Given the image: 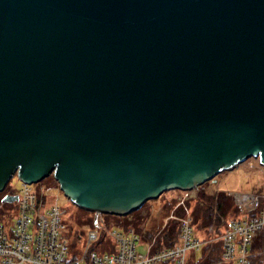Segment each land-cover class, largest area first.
Returning a JSON list of instances; mask_svg holds the SVG:
<instances>
[{
    "label": "water",
    "instance_id": "1",
    "mask_svg": "<svg viewBox=\"0 0 264 264\" xmlns=\"http://www.w3.org/2000/svg\"><path fill=\"white\" fill-rule=\"evenodd\" d=\"M250 157L264 166V0H0V192L51 174L125 215Z\"/></svg>",
    "mask_w": 264,
    "mask_h": 264
},
{
    "label": "built area",
    "instance_id": "2",
    "mask_svg": "<svg viewBox=\"0 0 264 264\" xmlns=\"http://www.w3.org/2000/svg\"><path fill=\"white\" fill-rule=\"evenodd\" d=\"M39 183L22 182L19 193H12L18 195L13 201L18 215L10 223L0 220V264H198L196 259L190 262L193 259L191 254L200 252L202 246L211 241L221 244L219 261L252 264L253 240L264 230V186H261L258 191L226 190L225 194L231 198V205L236 210L235 215L223 221L218 235L207 239L199 236L185 204L198 185L182 190L183 194L175 203V208L188 214L170 215L178 223L177 239L172 245L158 247L157 234L146 239L144 230H137L132 224L121 226L114 223L115 226L109 228L104 220L105 213L93 211L94 227L87 229L80 244L85 246L80 252L70 251L75 242L69 237L68 225L64 221L66 208L49 201V187H39ZM130 215L133 214L126 216L131 222L133 216ZM104 236L113 240L108 251L89 249Z\"/></svg>",
    "mask_w": 264,
    "mask_h": 264
},
{
    "label": "rangeland",
    "instance_id": "3",
    "mask_svg": "<svg viewBox=\"0 0 264 264\" xmlns=\"http://www.w3.org/2000/svg\"><path fill=\"white\" fill-rule=\"evenodd\" d=\"M39 187L41 186H48L47 194H48V200L57 202L58 204L62 205L64 208H66V215L64 218L65 223L69 226L71 225V231L69 230V237L72 240H75L76 236L74 233V230L78 231L81 230L83 233V236L85 235V232L87 229L93 226L91 225L92 222H94V212L84 208H76L77 205L73 204L60 190L57 181L53 178V176L50 174L49 176L45 177L43 180L40 181L38 184ZM261 186H264V166H262L257 158L250 157L246 159V161H242L235 167L227 170H223L219 172L213 179L203 182L199 185L198 188L193 190L192 196L186 199L185 204L188 208V213H190V216H192V209L196 205H202L204 202V198L202 197L206 195L207 197H212L216 195L218 192H224L226 190H240V191H258L261 189ZM22 187V181L14 174L8 183L5 186L6 193L10 191L11 193H19L20 189ZM4 191V190H3ZM2 191V192H3ZM0 192V198L1 194ZM183 194V191L179 189L174 190H168L162 193L160 196H158L155 199L148 200L144 202L136 211V215H130L133 216L131 219L132 221H136L139 225V227L142 229L143 232H145V235L151 232V236L154 237L157 233L160 232L165 226V224L170 220H175L174 218H170L171 214L176 215H182L183 212L185 214H188L185 210L182 211L179 208H175L176 204L178 202L179 196ZM230 198V197H229ZM231 201V198H230ZM236 210L231 205L227 213L221 218V223L219 225V230L221 231L223 227V223L225 220L231 216L235 215ZM128 214H132L128 213ZM18 215V208L16 204L10 203L5 204L3 206H0V220L6 223L12 222L16 216ZM127 215V214H125ZM119 215H113L105 213V222L109 228L114 227V221L113 219L117 218ZM139 217V220L136 219V217ZM168 217V219H167ZM89 218V220H87ZM192 218V217H191ZM87 220V221H86ZM138 220V221H137ZM87 222V223H84ZM224 221V222H223ZM200 233V232H199ZM66 234V233H65ZM81 234V235H82ZM201 234V233H200ZM67 235V234H66ZM214 234L213 236H215ZM218 235V234H217ZM82 236V237H83ZM149 238H152V237ZM210 236V237H213ZM82 237H80V240L75 242V247H70V251H77L79 252L82 250L81 247L85 246L81 244V241L83 240ZM113 243V240L107 236H104L99 242H94L92 245L89 246V249L96 250L98 252L101 251H108L109 245ZM81 248V249H80ZM137 249H139V246H137ZM261 262L259 264H264V252L261 253ZM199 255V252H196V256ZM25 264V263H21ZM258 264V263H257Z\"/></svg>",
    "mask_w": 264,
    "mask_h": 264
},
{
    "label": "trees",
    "instance_id": "4",
    "mask_svg": "<svg viewBox=\"0 0 264 264\" xmlns=\"http://www.w3.org/2000/svg\"><path fill=\"white\" fill-rule=\"evenodd\" d=\"M10 192V191H8ZM204 198V202H202V205H196L192 209V225L194 226V229L196 233L201 236L202 238H209L210 236H213L214 234H219L220 230L219 225L221 223V218L227 213L229 208L231 207V202L230 198L228 195H226L224 192H218L216 195L212 197H207L206 195L202 194ZM5 204H10V203H1L0 206H3ZM76 208H79L78 206ZM89 211V210H87ZM135 210L132 212V214L136 215ZM136 219L139 220V217L137 216ZM89 220V218L87 219ZM86 220V221H87ZM137 220V221H138ZM114 223L117 225L121 226H126L127 224H132L134 227L139 230L140 227L136 221H128L126 215L122 216H117V218L113 219ZM84 223H87L84 221ZM94 222L91 223L89 226H93ZM69 230L71 231V225L68 226V235H69ZM178 223L175 220H170L168 221L164 228L160 230L159 233H157L156 236V245L158 247H163V246H170L172 243L175 242L177 239V234H178ZM201 234H200V233ZM75 233V240L74 242H77L80 237L83 236V232L81 230H74ZM149 232L146 236V239H148L151 234ZM82 234V235H81ZM152 237V236H151ZM150 239V238H149ZM253 247L252 250L254 251L252 255V264H259L261 262V256L264 252V230L259 232L255 239L253 240ZM73 242V245H74ZM190 256L191 259L190 262H192L194 259H196L198 264H231L228 262H221L219 261L220 255H221V244L219 241H211V242H206L204 246H202L199 255L196 256L191 254Z\"/></svg>",
    "mask_w": 264,
    "mask_h": 264
},
{
    "label": "flooded vegetation",
    "instance_id": "5",
    "mask_svg": "<svg viewBox=\"0 0 264 264\" xmlns=\"http://www.w3.org/2000/svg\"><path fill=\"white\" fill-rule=\"evenodd\" d=\"M4 193H6L5 189H4V191L2 192L1 196H2Z\"/></svg>",
    "mask_w": 264,
    "mask_h": 264
}]
</instances>
